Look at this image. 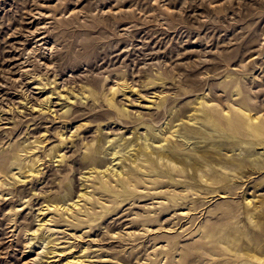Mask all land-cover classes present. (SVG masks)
I'll return each instance as SVG.
<instances>
[{
    "label": "rangeland",
    "instance_id": "rangeland-1",
    "mask_svg": "<svg viewBox=\"0 0 264 264\" xmlns=\"http://www.w3.org/2000/svg\"><path fill=\"white\" fill-rule=\"evenodd\" d=\"M0 264H264V0H0Z\"/></svg>",
    "mask_w": 264,
    "mask_h": 264
}]
</instances>
